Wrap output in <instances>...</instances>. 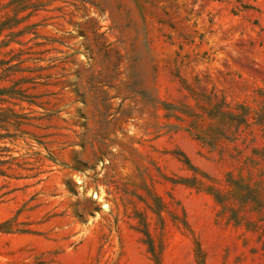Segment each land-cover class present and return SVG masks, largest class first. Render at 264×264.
<instances>
[{"label": "rangeland", "instance_id": "374dc122", "mask_svg": "<svg viewBox=\"0 0 264 264\" xmlns=\"http://www.w3.org/2000/svg\"><path fill=\"white\" fill-rule=\"evenodd\" d=\"M30 4L0 264H264V0Z\"/></svg>", "mask_w": 264, "mask_h": 264}, {"label": "trees", "instance_id": "16d2710c", "mask_svg": "<svg viewBox=\"0 0 264 264\" xmlns=\"http://www.w3.org/2000/svg\"><path fill=\"white\" fill-rule=\"evenodd\" d=\"M31 6L30 0H0V13L5 11L4 14L0 15V36L6 28L19 27L28 18V13L23 16L20 13ZM9 11H12V15L8 13ZM31 31V27L26 25L17 31H11L0 39V53L2 48L10 46L12 43L19 44L17 48L11 47L9 49L8 52L14 53L10 58L4 59L0 57V80H4L7 77V72L11 70L21 73L30 71L29 68L31 67L25 65V63L33 59L29 56L32 53L33 45L28 44L31 39L25 41L23 37ZM13 60H16L15 64H11ZM19 90L15 85L9 87L0 86V142L9 137H16V131L22 132V125L26 123L22 120V113L15 110L13 106L5 105L6 103L17 104L12 99H18L17 91ZM1 151H10V149L7 146L0 145ZM2 157L3 155L0 153V175H6L7 169L12 168V164L15 163L17 157L7 159ZM7 164L8 166L4 168Z\"/></svg>", "mask_w": 264, "mask_h": 264}, {"label": "clouds", "instance_id": "9594fccd", "mask_svg": "<svg viewBox=\"0 0 264 264\" xmlns=\"http://www.w3.org/2000/svg\"><path fill=\"white\" fill-rule=\"evenodd\" d=\"M71 179L75 182V184L79 185L81 183V178L79 176H69ZM78 194H79V188H78ZM76 198H79L81 200L86 199L87 197L78 195Z\"/></svg>", "mask_w": 264, "mask_h": 264}]
</instances>
